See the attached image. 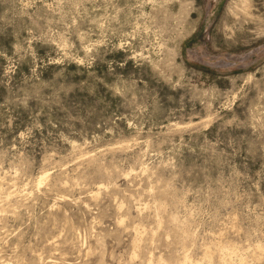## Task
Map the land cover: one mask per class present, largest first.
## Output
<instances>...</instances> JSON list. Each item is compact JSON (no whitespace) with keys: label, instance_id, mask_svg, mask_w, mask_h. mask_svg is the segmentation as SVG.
Listing matches in <instances>:
<instances>
[{"label":"rangeland","instance_id":"374dc122","mask_svg":"<svg viewBox=\"0 0 264 264\" xmlns=\"http://www.w3.org/2000/svg\"><path fill=\"white\" fill-rule=\"evenodd\" d=\"M184 259L264 264V0H0V264Z\"/></svg>","mask_w":264,"mask_h":264},{"label":"bare ground","instance_id":"6f19581e","mask_svg":"<svg viewBox=\"0 0 264 264\" xmlns=\"http://www.w3.org/2000/svg\"><path fill=\"white\" fill-rule=\"evenodd\" d=\"M244 2V1H243ZM242 3V2H241ZM42 180H43V177H41L40 179H39V181H38V184H41V182H42ZM192 264L191 263V261H187L186 259H184V262L183 263H181V264ZM193 264H197V263H193Z\"/></svg>","mask_w":264,"mask_h":264}]
</instances>
